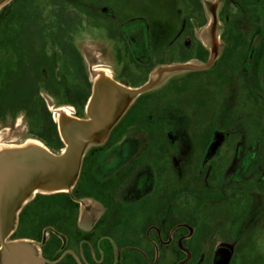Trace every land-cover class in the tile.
<instances>
[{"label": "rangeland", "instance_id": "rangeland-1", "mask_svg": "<svg viewBox=\"0 0 264 264\" xmlns=\"http://www.w3.org/2000/svg\"><path fill=\"white\" fill-rule=\"evenodd\" d=\"M12 1L1 5L0 12ZM200 1L205 11L204 26L200 25L203 18L192 15L193 6L188 0H33L28 8L32 21H37L44 32L33 44L38 43L33 47L36 53L51 59L53 53H61V46L70 45V51L76 50L83 58L93 85L91 97L95 85L104 77L131 91L150 85L138 97L131 95L120 100L119 95V102L112 107L114 116L107 131L87 143L83 151L84 160L92 149L105 145L133 106L144 115L134 126L128 127V120L123 123L117 132L115 151L112 148L106 151L116 152V158L110 159V155L99 160L93 175L95 179H106L128 168L130 160L144 151L145 164L152 167L140 168L141 162H138L116 194L108 196L100 192L98 199L105 208L92 199L77 201V224L84 233L98 218L109 214L107 205L114 202L126 207V215L134 213L138 217L135 218L137 226L143 229L139 235L123 232L122 229L132 228L126 224L115 226L110 235L106 232L108 228L96 232L99 237L108 234L106 238L110 241L106 242L115 254L128 249V258H131L133 240L137 241L134 247L140 251L138 258L129 259L126 264H183L185 256L177 246L182 235L192 255L186 264H214L215 252L225 249L228 264H264V60L260 74L262 90L252 99L243 90L238 71L229 72L227 68L235 66L243 52L233 62H220L225 49L239 34L244 36L242 49L246 50L254 30L253 5L249 4L250 0ZM256 13L264 27V0L257 5ZM24 36L21 23L14 22L9 39L22 40ZM199 41L209 51V59L212 56L216 59L208 70L193 72L189 66L205 64L195 59ZM65 57L68 58L62 55L53 72L63 81L62 87H54L56 94H52L41 84L37 87L40 98L36 96L32 103H45L66 142L65 137L67 134L70 137L73 126L78 124L76 121H92L94 111L88 106L92 98L81 118L73 107L63 104L66 102L63 91L67 89L64 84L70 87L74 74L79 71L71 61L66 65ZM16 58L21 59L19 52ZM53 65L50 62L47 66L53 68ZM4 67H0V95L2 80L9 70L8 66V69ZM22 77L19 75V81ZM14 88L10 87L8 92ZM14 103V106L0 107V149L24 146L30 139L48 148L36 136L43 133L40 116H30L23 104ZM60 108L66 116L57 114ZM146 114L156 119L147 120ZM60 121L67 123L63 133ZM106 121L109 123L110 119ZM208 138L215 140L210 147L205 144ZM65 150L53 153L49 149L48 152L59 156ZM158 152L163 155L158 156ZM82 164L71 177L66 193H73ZM37 190L35 196L25 198L23 203L39 194H53L48 186ZM24 207L17 206L4 237L6 242L12 241L11 244L23 248L29 245L45 259L43 249L54 238H60V248L53 254L55 261L45 259L47 263L57 264L72 253L83 264L79 244L63 230L58 232L60 223L45 227L41 242L15 239L13 234L18 230ZM168 212L170 219L162 226L164 213ZM149 218L153 220L152 225ZM158 229L161 234L157 233ZM189 229L192 230L190 238ZM0 264H7L1 244Z\"/></svg>", "mask_w": 264, "mask_h": 264}, {"label": "trees", "instance_id": "trees-1", "mask_svg": "<svg viewBox=\"0 0 264 264\" xmlns=\"http://www.w3.org/2000/svg\"><path fill=\"white\" fill-rule=\"evenodd\" d=\"M32 2L33 0H13L0 12V49L3 47L0 50V52H3L0 57V67L5 65L6 67L4 68L8 69L9 65H11L9 67L10 72L8 70L7 77L2 80L0 107L2 109L6 105L7 107L14 106L16 104L14 102L17 101L23 104L22 106L30 116H36L38 114L42 119L41 126L43 133L37 134V138L42 141L53 153H58L65 149V144L60 137L58 126L53 122L52 115L43 101H41L42 103L39 102L41 105L38 103L34 105V103H32V100L36 96L40 98L39 91L37 92V87H40L42 84L47 92L56 94L53 88L57 86L62 87L63 81H61L60 77H57L56 74H53L55 70L54 68H56V64L59 62L58 60L62 59V55L67 56L69 59L65 57L67 62L66 65H69L68 62L71 61L76 65V67L78 66L77 68L79 71L74 74V81L70 87H68L67 84H64L67 89L63 91L66 99V102L63 104L73 107L76 110L78 117L81 118L85 116L86 106L91 98L93 85L86 71L82 60L83 58L76 50L70 51V45L66 44L59 48V51H61L59 59H57V57H59L58 53H53L51 59L47 58L46 55H43L42 57V55H38L36 53L37 50L33 47H36L38 43H36V45L33 44L38 42V38L44 36V32L42 29L40 30L37 21H32L33 18L30 15V11H28ZM189 2L193 6L192 15H198L203 18L204 20L200 25L204 26L206 24V19L203 4L200 0H189ZM260 2L261 0L249 1V4L253 5L254 30L247 42L246 50L244 51L242 49L244 46V36L243 34H239L235 37L234 43L225 49L224 54L220 58V62L223 63H227L228 61L233 62L235 56L239 52H243L240 59L237 57L238 63H236L235 66H231L234 67L233 69L231 67H226L229 72L233 70V72L238 71V76L241 79L243 90L246 92L249 99L256 98V93L261 92L262 90L260 84V74L264 60V27L260 25V19L256 13V7ZM34 20H36V18H34ZM16 21L21 23L25 31V36L22 40L15 39L11 41L9 39V35L14 26V22ZM22 51L27 53L26 56ZM18 52L21 59L16 58ZM195 52V59L203 63L208 62L210 53L200 41L197 42ZM50 62L54 64L53 68L47 66ZM19 75L23 76L20 81ZM10 87L15 88L9 93L8 91L10 90L8 89ZM136 107V105L133 106L129 110L125 119L117 125L115 129H113L110 139L105 145L92 149L84 158L80 177L72 194H39L22 209L19 215L18 230L13 234L15 239H29L41 242L43 239L42 230L47 226L60 223V227L58 228V230H60L58 232L62 233L61 230H63L64 233L66 232V234H69V236L76 240L78 244H82L85 239L90 237L93 238L95 236H97V241H100L101 237L97 235L96 231L91 234H86L78 228L77 222L79 216V204L77 201L82 198H94L100 201L98 199L100 192H106V195L112 196L117 193L116 191L119 190L121 184L126 182L127 178L136 169L135 167H138V162H141L139 165L140 168L151 166V164H145L146 159L143 156H145L146 151L143 149L144 152L137 153L134 159H128V161L125 162L127 164L130 160V166H128V168L121 170L106 179H100L98 177L95 179V176L93 175L94 169L97 167L99 160L104 157L108 158L110 155V159L116 158V152L110 153L106 151L110 148H112V151H115L114 148L117 146L116 143L118 139L117 132L120 131L123 123L128 120V122L130 121L128 123V127H131L137 124L138 119L141 116H144L140 115V110L139 112L135 111ZM145 119L154 120L156 118L146 114ZM153 123L157 124L156 121ZM207 135L209 136V133ZM206 140L205 144L207 147H210L214 139L211 138L210 140L208 138ZM146 146L147 145H144V148H147ZM214 147H211L213 151L216 150ZM157 154L158 156L163 155L160 152ZM95 192L98 195L95 194ZM107 207L109 214H107V216L99 222L97 227L101 228L104 226L105 229H114L115 226L119 227L120 225L122 226V224L128 223V221H123L124 218H121L120 214L126 210V207L123 208L124 206L121 207L120 204L116 202L112 205H107ZM163 218L162 226L170 219L169 216L165 215ZM172 221L175 222L174 220ZM104 228H101L103 232L105 230ZM102 237H107V234L102 235ZM59 239L54 238L53 241L49 242L50 244L48 245V248L45 247L43 249L44 257L48 261H55L53 254L60 248ZM101 243L103 245L106 243L108 244L106 240ZM49 250H51V252ZM105 258L106 260H110L109 264H113L115 258L111 249L106 252ZM99 259H101L100 256ZM57 264L79 263L71 255H66Z\"/></svg>", "mask_w": 264, "mask_h": 264}, {"label": "water", "instance_id": "water-1", "mask_svg": "<svg viewBox=\"0 0 264 264\" xmlns=\"http://www.w3.org/2000/svg\"><path fill=\"white\" fill-rule=\"evenodd\" d=\"M6 1L0 0V6ZM215 59L216 57L212 56L204 65L189 66L188 69L193 72L206 71L213 66ZM110 84L100 88L96 87L97 84L95 85V93L88 105L94 111V118H92V121H76L78 124L74 126V132L69 137L71 138L70 146H67L60 134L66 145L65 149H68L66 154L62 152L61 155L56 156L50 151L51 155L34 151L28 152V150L21 152L10 150L0 156V244L7 264L47 263L45 259L39 257L32 250L31 246L17 249L12 246V241L6 242L4 240V236L8 234L10 223H12L13 217L17 213V206L19 204L26 206L29 203L28 200L25 203L22 200L35 196L38 193L36 190L40 187L48 186L56 189L55 187L62 184L70 188L69 181L81 167L83 151L87 143L99 136L100 133L106 132L110 126L114 116L112 107L115 106L116 102H119L117 97L121 95L120 100L131 95L132 97H138L145 93L150 86L147 84L131 91L130 88H125L112 79H110ZM88 106L87 108H89ZM107 118L110 119L109 123L106 121ZM71 122L75 124L74 120ZM62 126L65 132L66 123L64 122ZM66 192H55L53 194Z\"/></svg>", "mask_w": 264, "mask_h": 264}, {"label": "flooded vegetation", "instance_id": "flooded-vegetation-1", "mask_svg": "<svg viewBox=\"0 0 264 264\" xmlns=\"http://www.w3.org/2000/svg\"><path fill=\"white\" fill-rule=\"evenodd\" d=\"M99 84L103 85V82H101ZM101 85H97L96 87L100 88ZM87 199H92V200L95 201V203L101 205L102 208L104 207V205H103L104 203L102 204L101 201H98V200H96L94 198H87ZM124 211L122 213H120L121 214V218H124L123 221H128V223H125V224L128 225V226H132V228L131 229L125 228V229H122V231L123 232L131 231L132 234L135 235V236L141 234L143 229L141 230L140 226H137V222L135 221V218H138V217L134 213H133V215H126V213ZM164 215L165 216H169V212L166 213V214L164 213ZM102 216L100 218H98V220L95 222L94 226L92 228H90V230L87 233L85 232L86 234H91L94 231L97 232L98 230L100 231L101 228H104V226L101 227V228L97 227L99 222L106 216V213H105V215H102ZM143 218L146 219L147 217H143ZM149 219H151V218H149ZM152 221L153 220L151 219L150 220V224L151 225H152ZM120 229H115V230L121 231ZM112 230H113V228L107 229L106 232L110 235V232ZM186 231H187V229H186ZM188 231H189L188 238H190V235L192 234V230L189 229ZM157 233L161 234L160 229H158ZM183 238L184 237L182 235V237L179 239V242H178L177 246H178V249L180 250V252H182L184 254L185 257H184V259H182V261L184 260L183 264H186L188 261L191 260L192 255H191V252H190L191 251L190 247L185 246L184 242H185L186 239H183ZM105 240L110 241L106 237H101L100 241L98 242L97 241V236H95L93 238L90 237V238L85 239L84 243L78 245L79 250H80L79 254L81 253L83 255V259H82L83 260V264H109L110 260H106V258H105L106 257V252H108L109 249H111V252L113 253L114 258H115L113 264H115V263H117V264H119V263L120 264H123V263L126 264L129 261V259L135 260V257L138 258V254L140 253V251L134 247L135 243H137L136 240L135 241L133 240V243H132L133 247L130 248L131 252H132L131 255H130L131 258H128L129 250L126 249V248L122 250V252H121L122 254H119V255H117V253L115 254L114 250H113L112 246L109 244V242H108V244L106 243L104 245L101 243V242H103ZM160 242H161V239H160ZM220 252L221 253L215 252L214 264H228L229 255H227L225 253L226 249H225V251L222 250ZM67 255H72V253H68ZM178 255H179V253H178ZM99 256L101 257V259H99ZM107 257H108V254H107ZM164 261L165 262H167V261L169 262V260H164Z\"/></svg>", "mask_w": 264, "mask_h": 264}, {"label": "bare ground", "instance_id": "bare-ground-1", "mask_svg": "<svg viewBox=\"0 0 264 264\" xmlns=\"http://www.w3.org/2000/svg\"><path fill=\"white\" fill-rule=\"evenodd\" d=\"M110 78V77H109ZM109 78H107V77H104L103 78V80H101V82H103V85H101V84H99V83H101V82H99L98 83V85H101L100 87H102V86H104V85H111L110 84V79ZM57 111V114L58 115H60V117H63L64 115L66 116L67 114L65 113V111L63 110V109H58V110H56ZM60 113V114H59ZM61 122V126H62V124H63V122L62 121H60ZM60 124V123H59ZM67 124V123H66ZM74 127V126H73ZM69 132V131H68ZM62 133H63V129H62ZM70 133V132H69ZM93 137V136H92ZM91 137V138H92ZM65 139H66V143H67V146L69 145L70 146V144H71V138H69V134H67V136L65 137ZM10 150H12V151H26V150H28V152H31V151H34V152H38V153H46V154H48L49 152H48V150H47V148L41 143V142H39V141H37V140H34V139H30L24 146H18V147H11L10 149H7V150H1L0 149V152L2 151V153L0 154V156L1 155H3V154H5L6 152H8V151H10ZM67 150L68 149H66L64 152H63V154H66L67 153ZM6 151V152H5ZM56 189H53V187H51V192L50 193H55V192H66V191H68V186H64V185H60L59 187H55ZM38 190H36V192H37ZM36 192H34V193H36ZM5 237V236H4ZM12 246H14L15 248H17V249H23V247L21 246V245H16V244H12Z\"/></svg>", "mask_w": 264, "mask_h": 264}, {"label": "crops", "instance_id": "crops-1", "mask_svg": "<svg viewBox=\"0 0 264 264\" xmlns=\"http://www.w3.org/2000/svg\"><path fill=\"white\" fill-rule=\"evenodd\" d=\"M189 1V0H188Z\"/></svg>", "mask_w": 264, "mask_h": 264}]
</instances>
